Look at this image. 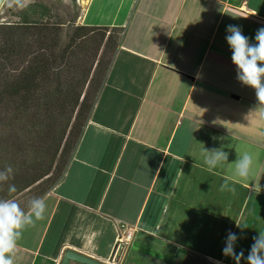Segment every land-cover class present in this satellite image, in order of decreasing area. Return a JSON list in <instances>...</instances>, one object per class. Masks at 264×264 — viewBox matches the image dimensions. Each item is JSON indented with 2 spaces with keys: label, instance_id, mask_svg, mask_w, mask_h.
<instances>
[{
  "label": "crops",
  "instance_id": "1",
  "mask_svg": "<svg viewBox=\"0 0 264 264\" xmlns=\"http://www.w3.org/2000/svg\"><path fill=\"white\" fill-rule=\"evenodd\" d=\"M78 22L122 32L14 264H59L68 250L109 264H236L222 252L229 232L247 264L264 231V132L252 120L264 128V106L255 91H233L245 87L225 37L236 25L255 43L264 0H85ZM220 148L228 161L209 170L204 150ZM246 152L253 166L239 181L234 162ZM119 224L136 229L121 258Z\"/></svg>",
  "mask_w": 264,
  "mask_h": 264
},
{
  "label": "trees",
  "instance_id": "2",
  "mask_svg": "<svg viewBox=\"0 0 264 264\" xmlns=\"http://www.w3.org/2000/svg\"><path fill=\"white\" fill-rule=\"evenodd\" d=\"M96 30L104 34L105 42L93 71L92 61L80 66L71 63L73 50ZM121 32L119 28L82 26L60 16L56 19L50 9L35 3L19 15L17 22L0 23V130L9 129L3 123L5 120L14 131L13 138L5 136V132L3 135L1 132V136H5V142L12 147L20 143L19 136L22 138L23 134L39 126L41 133L44 132L46 137L50 133L53 139V166L40 179L36 178L38 185L22 207L25 211L31 198H42L63 177ZM40 110L47 119L46 125L45 121L37 122ZM6 153L1 151L5 158L1 170L11 166L12 177L21 174L22 180L28 181L29 175H22V164L17 168L16 160L8 159ZM36 172L32 171L33 174Z\"/></svg>",
  "mask_w": 264,
  "mask_h": 264
},
{
  "label": "clouds",
  "instance_id": "3",
  "mask_svg": "<svg viewBox=\"0 0 264 264\" xmlns=\"http://www.w3.org/2000/svg\"><path fill=\"white\" fill-rule=\"evenodd\" d=\"M226 41L232 50L231 60L236 66L237 79L246 86L255 89L257 99L261 106H264V27L257 30L255 43L245 36L242 29L236 25L226 27ZM264 116V109L261 111ZM204 163L209 170L218 165L227 163L228 153L222 148L204 150ZM235 164L234 177L239 181H247L250 177L253 157L249 153L239 156ZM13 169L11 166L0 170V183L12 179ZM228 188V182L221 185V190ZM16 186L9 184L8 192H16ZM46 204L43 198L35 197L28 201V208L25 211L20 204L13 199H0V264H14L17 252V242L22 231L34 225L36 220L43 219ZM247 256V264H264V231H260L258 237H254ZM238 237L235 233L229 232L226 236L225 247L222 252L224 256L232 257L236 264L244 257L241 250L235 251Z\"/></svg>",
  "mask_w": 264,
  "mask_h": 264
},
{
  "label": "rangeland",
  "instance_id": "4",
  "mask_svg": "<svg viewBox=\"0 0 264 264\" xmlns=\"http://www.w3.org/2000/svg\"><path fill=\"white\" fill-rule=\"evenodd\" d=\"M84 2L85 0H6L5 5L0 13V23L17 22L19 15H21L22 12L29 10L30 6L33 3H35L36 5L45 6L48 9H50L52 16L56 17V19L60 16L68 22L76 21V24H79L78 20L81 15ZM103 36L104 34L100 30H96L89 37L83 39L80 42V44L73 50V54L72 56H70V62L80 66L81 64L84 65L85 63H89L92 61L94 62L92 68L93 71L95 64L97 63L99 56L103 50V44L105 42ZM106 60L107 59H105L104 62ZM237 84H239V82L236 83V86H238ZM244 87L245 90L244 89L239 90L235 88L232 89L234 92L240 91L245 95L249 93L252 94L253 91H255V89L249 86L244 85ZM252 120L254 124L257 125V127H260V131L264 132V128H262L263 123L258 119L256 120L252 119ZM39 121H45L44 122L45 125L47 124V119L44 116V112L41 110L37 112V122ZM3 123L4 125L7 124L6 127H9L10 130L9 129L8 130L6 129L4 131L0 130V146H1L0 165L5 164V160H4L5 158L1 154V151L5 150V152L7 151L6 155L8 159L10 157H13L16 160V163L18 164V165L16 164L17 168H20L21 167L20 164H22L23 167L22 175L27 174L29 175V178L28 181L27 180L24 181L21 178V174L20 175L18 174L13 176L12 179H10L9 181L0 183V199L16 200L20 204V206L23 207L25 205L26 200L32 197L33 191L38 185V182H36L37 180L36 178L40 179L44 175V173H46L47 170L51 166H53L52 134L49 133V135L46 137V135H44V132L43 133L40 132L41 130L40 127L37 126L36 128H32L28 134L26 135L23 134L22 138H20L19 136L20 143L16 142L17 143L16 145L9 147L7 145L8 142H5V138H6L5 136L9 135L8 138L10 137L13 138L14 131L9 121L7 122L4 120ZM26 123L27 122H23L22 124H26ZM53 129H55V127ZM1 132L2 135L5 132L4 137L1 136ZM14 149L16 150L14 151ZM33 170H37V172L33 174L32 173ZM9 184H14L16 186L17 191L14 193H9L8 192ZM26 185L29 186L25 189L24 187ZM251 206L252 205H250V207ZM235 251L237 253L240 252V250H236V249ZM123 252L124 249L121 250L118 254L121 253L122 255ZM229 260H234V259L232 257H228L227 261L229 262Z\"/></svg>",
  "mask_w": 264,
  "mask_h": 264
},
{
  "label": "built area",
  "instance_id": "5",
  "mask_svg": "<svg viewBox=\"0 0 264 264\" xmlns=\"http://www.w3.org/2000/svg\"><path fill=\"white\" fill-rule=\"evenodd\" d=\"M117 227L118 235L115 243V252L119 253L123 249L125 252L127 247L131 244L133 238L135 237L136 229L133 226L125 224H119ZM124 252L122 253L121 257L123 256ZM113 264H120V261H116Z\"/></svg>",
  "mask_w": 264,
  "mask_h": 264
},
{
  "label": "water",
  "instance_id": "6",
  "mask_svg": "<svg viewBox=\"0 0 264 264\" xmlns=\"http://www.w3.org/2000/svg\"><path fill=\"white\" fill-rule=\"evenodd\" d=\"M72 262H76L79 264H109V263L97 261L95 259L89 258L87 256L81 255L79 253L70 250L64 253L59 264H70Z\"/></svg>",
  "mask_w": 264,
  "mask_h": 264
}]
</instances>
